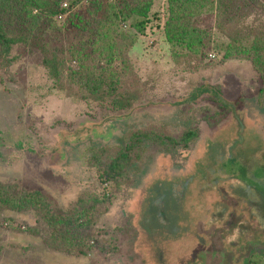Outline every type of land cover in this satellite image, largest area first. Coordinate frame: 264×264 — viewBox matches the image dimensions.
<instances>
[{
  "label": "rangeland",
  "instance_id": "1",
  "mask_svg": "<svg viewBox=\"0 0 264 264\" xmlns=\"http://www.w3.org/2000/svg\"><path fill=\"white\" fill-rule=\"evenodd\" d=\"M151 1L139 32L135 20L104 29L117 47L122 32L134 40L125 59L101 63L123 92H142L131 110L82 100L69 79L74 60L56 82L26 45L0 56V188L39 192L56 214L50 222L0 209V264H264V172L219 169L264 153L263 74L211 15L192 16L213 29L194 51L168 42V0ZM94 3L61 0L62 14L45 19L0 0V16L15 8L72 40L74 14ZM250 24L264 30V12L255 7ZM117 157L123 169L114 173Z\"/></svg>",
  "mask_w": 264,
  "mask_h": 264
},
{
  "label": "trees",
  "instance_id": "2",
  "mask_svg": "<svg viewBox=\"0 0 264 264\" xmlns=\"http://www.w3.org/2000/svg\"><path fill=\"white\" fill-rule=\"evenodd\" d=\"M13 1L20 2L23 6L35 8L41 13L43 12L45 19L53 18L63 12L59 6L61 0ZM91 1H95V3L92 4V10L89 13L87 12L86 16L74 14L72 18L74 38L69 39L70 41L63 38L57 28H52L54 32L49 33L46 28H37L32 15L22 14L15 8H7L6 15L0 16V56L7 55L13 46L26 45L30 50L40 53L43 67L47 69L50 78L56 82L61 79L62 67H64L66 61L74 60L79 64L78 69L71 73L69 79L82 100L92 99L107 103L114 111L131 110L133 104L142 97V92L141 94L138 93L140 91L133 93L128 89L123 92L122 82H120L122 86H119V82L114 81V76L107 77L108 75L105 72L110 69H107L105 65L101 66V63L103 61L110 63L115 56L118 57L117 59H125L124 57H127V51L134 44V40L130 38V35L122 32L120 40L124 41L125 45L117 47L115 43L111 44L114 37H109L104 29L117 26L121 22L135 20V24L130 27L137 29V32H139L147 23L152 1ZM255 7L264 12V0H217L213 2L210 0H168L169 18L166 24L168 42L183 46L188 51H194L200 36L205 37L213 29L226 31L231 44H239L237 55L250 59L264 77V30L253 28L250 24L251 13ZM201 14L209 17L210 15L213 16V29L207 27L202 30L194 24L192 16L197 15L198 18ZM209 17L204 18L203 21L207 20L208 23ZM197 21L199 20L196 19ZM76 28L80 29V34ZM244 44L246 45L243 46ZM122 64V72L130 68L128 59ZM85 67H88L89 70H85L86 72L80 71ZM197 94V96L200 95V93ZM136 135L140 136L141 141L148 140L146 131L139 132ZM193 136V134H188L186 138ZM130 138L132 139V137ZM155 140H159V138L155 137L153 141ZM249 157L251 156H244L240 160L229 158L220 164L219 169L224 170L226 173L235 170L240 173V168H243L244 171L256 169L254 171L256 175L264 172V153L259 157L261 162L257 160L255 162L250 161L253 165L246 166L244 162H248ZM210 159L207 156V160L213 165V161ZM120 160L121 158L117 157L116 160L109 163L111 172L118 173L116 171L123 169L121 164L124 159L121 162ZM206 162L200 165L204 167L208 163ZM207 180L209 181V178ZM15 188L14 186L0 188V209L9 206L10 209H18L22 212L34 210L37 217L50 222L55 221L56 214L53 213L51 208L47 209L45 207V199H43L42 194L39 192L26 193L23 190L15 194L13 191ZM8 193H11V195L5 197L4 194ZM65 223L70 225V223Z\"/></svg>",
  "mask_w": 264,
  "mask_h": 264
}]
</instances>
